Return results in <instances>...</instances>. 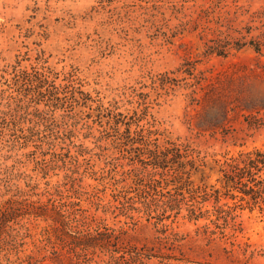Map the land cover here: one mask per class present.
Here are the masks:
<instances>
[{
  "label": "rangeland",
  "instance_id": "rangeland-1",
  "mask_svg": "<svg viewBox=\"0 0 264 264\" xmlns=\"http://www.w3.org/2000/svg\"><path fill=\"white\" fill-rule=\"evenodd\" d=\"M23 72L49 76L42 95ZM69 72L94 108L142 104L202 155L264 150V0H0V264H264L261 207L223 229L162 216L176 167L113 148L123 133L72 102Z\"/></svg>",
  "mask_w": 264,
  "mask_h": 264
},
{
  "label": "trees",
  "instance_id": "trees-1",
  "mask_svg": "<svg viewBox=\"0 0 264 264\" xmlns=\"http://www.w3.org/2000/svg\"><path fill=\"white\" fill-rule=\"evenodd\" d=\"M254 48L258 51L261 50L260 45H254ZM57 74L61 76V73ZM46 75L40 73L35 77H31L28 74L24 75L23 72L21 77L17 75L18 79L16 81L18 83L22 82L23 85L35 86L37 94L42 95L41 89L45 87L49 78ZM77 76L79 75L74 72L64 73L63 80L67 82L64 87L71 89L72 102L93 109L94 107L90 103L96 100L89 91L82 89L84 85L77 86L78 83H83V81L78 82L81 78H77ZM66 92H69V90ZM48 94L56 98L54 104L57 107L58 105L63 106L67 102L56 97L54 91L48 90ZM118 104L119 102L115 101L110 102L109 106H105L101 102L94 108L99 118L106 117V114L110 117L106 124L114 129L118 135L123 133L122 137L112 139L113 148L121 149L125 143L124 139H126L128 144H140L142 146L140 148L149 154L148 158H150L151 164L155 168L176 167L177 174L173 179L172 189L181 196V199L176 201L175 205H168L164 208L162 216L166 217L168 210H177L173 215L177 218L185 208L184 219L196 224L201 219H206L209 222L202 226L205 229H209L210 224L223 229L230 224V219L232 221L236 219L237 215L234 212L238 206H241L242 209L247 207L251 212H254L257 207H261L264 212L263 149L241 150L237 154L227 152L222 155V158H218L216 155H202L200 151L192 148L190 142L173 140L166 131H160L155 123L156 120L154 118L150 119L149 110L146 107L144 108L142 104H139L132 112L128 113L119 111ZM203 134L205 135V132ZM19 137L22 139L27 138L25 134ZM214 175L218 176L217 184L210 182ZM251 183H254V185H251ZM169 186L170 183L167 181L166 187L157 193L163 194L165 190L169 189ZM92 187L94 189L93 196L97 200V207H100L102 204L100 198L95 195L96 192L101 190L100 185H92ZM150 188L154 191L157 190V187ZM228 196L235 201L234 204L228 202L221 204L222 199ZM124 198L127 199V195ZM210 199L215 200L213 207L211 209L205 208V203ZM181 202H185L186 206L182 207ZM126 209L140 211V208L137 207H126ZM147 210L151 209L148 207ZM152 214V212H149L150 219L154 218ZM167 217L171 218L172 215ZM262 221L264 222V213Z\"/></svg>",
  "mask_w": 264,
  "mask_h": 264
}]
</instances>
